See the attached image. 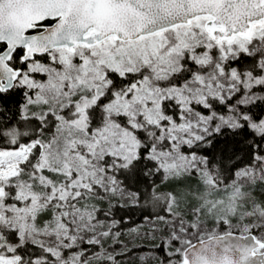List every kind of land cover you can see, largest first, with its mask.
<instances>
[{
    "label": "snow or ice",
    "instance_id": "obj_1",
    "mask_svg": "<svg viewBox=\"0 0 264 264\" xmlns=\"http://www.w3.org/2000/svg\"><path fill=\"white\" fill-rule=\"evenodd\" d=\"M136 240L264 264V0H0V264Z\"/></svg>",
    "mask_w": 264,
    "mask_h": 264
},
{
    "label": "trees",
    "instance_id": "obj_2",
    "mask_svg": "<svg viewBox=\"0 0 264 264\" xmlns=\"http://www.w3.org/2000/svg\"><path fill=\"white\" fill-rule=\"evenodd\" d=\"M149 211H152V209L140 207H123L113 209V212L115 213L116 217H124L128 224L138 223Z\"/></svg>",
    "mask_w": 264,
    "mask_h": 264
},
{
    "label": "rangeland",
    "instance_id": "obj_3",
    "mask_svg": "<svg viewBox=\"0 0 264 264\" xmlns=\"http://www.w3.org/2000/svg\"><path fill=\"white\" fill-rule=\"evenodd\" d=\"M152 243L153 242L148 241V240H136V241H134V246L137 250V255H136V257L133 258V261L128 262V264H133V262L138 260L139 257L148 256L150 253ZM140 264H144V262L140 261ZM147 264H152V261L148 260Z\"/></svg>",
    "mask_w": 264,
    "mask_h": 264
}]
</instances>
